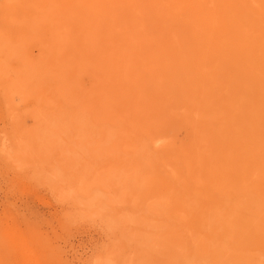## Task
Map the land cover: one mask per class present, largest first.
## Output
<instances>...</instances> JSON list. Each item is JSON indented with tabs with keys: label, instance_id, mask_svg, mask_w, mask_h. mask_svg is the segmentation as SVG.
<instances>
[{
	"label": "rangeland",
	"instance_id": "rangeland-1",
	"mask_svg": "<svg viewBox=\"0 0 264 264\" xmlns=\"http://www.w3.org/2000/svg\"><path fill=\"white\" fill-rule=\"evenodd\" d=\"M0 264H264V0H0Z\"/></svg>",
	"mask_w": 264,
	"mask_h": 264
},
{
	"label": "bare ground",
	"instance_id": "bare-ground-1",
	"mask_svg": "<svg viewBox=\"0 0 264 264\" xmlns=\"http://www.w3.org/2000/svg\"><path fill=\"white\" fill-rule=\"evenodd\" d=\"M262 6V5H261ZM225 19V18H224ZM233 25H234V23H233ZM237 65V64H236ZM238 67H239V65H238ZM235 81V80H234ZM255 90V89H254ZM233 95V94H232ZM233 99V98H232ZM231 101V100H230ZM247 109H248V107H247ZM239 117V116H238ZM241 117H243V115L241 116ZM234 119V118H233ZM232 119V120H233ZM224 132V131H223ZM228 133V132H227ZM223 134V133H222ZM242 140V139H241Z\"/></svg>",
	"mask_w": 264,
	"mask_h": 264
}]
</instances>
